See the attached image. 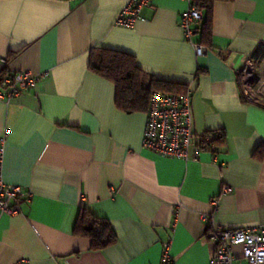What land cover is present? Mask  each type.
Segmentation results:
<instances>
[{
    "label": "crops",
    "instance_id": "crops-1",
    "mask_svg": "<svg viewBox=\"0 0 264 264\" xmlns=\"http://www.w3.org/2000/svg\"><path fill=\"white\" fill-rule=\"evenodd\" d=\"M128 2L0 0V70L40 75L0 101V175L31 192L18 213L0 209V264H161L168 241L174 264H210L211 225L264 224V105L243 97L239 78L253 59L264 97V0H215L204 55L181 26L186 0H154L131 27L116 23ZM99 48L192 88L194 131L222 134L214 150L193 146L186 160L146 148L147 112L120 110L115 84L89 69ZM82 207L118 242L93 250L76 235Z\"/></svg>",
    "mask_w": 264,
    "mask_h": 264
},
{
    "label": "built area",
    "instance_id": "built-area-1",
    "mask_svg": "<svg viewBox=\"0 0 264 264\" xmlns=\"http://www.w3.org/2000/svg\"><path fill=\"white\" fill-rule=\"evenodd\" d=\"M154 0H129L123 8L116 23L131 27L138 19L144 20L143 9L153 7ZM187 9L181 17V26L186 36L193 43L197 55L207 53V47L199 42H193L194 25L203 19L202 10L196 5L197 0H186ZM5 64L7 59H3ZM256 64L247 58L239 70L240 89L243 97L253 103L264 105V97H260L255 81ZM40 75L30 70L15 72L12 76H0V101H10L24 90L33 88ZM192 92L176 94L153 91L147 121L144 130L143 144L161 155L191 158V150L196 147V156L200 150L199 144L211 142V136L197 135L193 127ZM5 137L0 139L4 142ZM196 143V145H195ZM228 191V187H225ZM31 197V192L21 185L6 184L0 175V209L10 213H18L21 203ZM217 202V201H216ZM203 218H209L204 214ZM209 240L214 244L210 264H264V224L240 228H228L211 225L207 231ZM171 242L163 244L161 264H174L170 252ZM240 247L238 253L236 248Z\"/></svg>",
    "mask_w": 264,
    "mask_h": 264
},
{
    "label": "trees",
    "instance_id": "trees-1",
    "mask_svg": "<svg viewBox=\"0 0 264 264\" xmlns=\"http://www.w3.org/2000/svg\"><path fill=\"white\" fill-rule=\"evenodd\" d=\"M215 0H197L196 5L202 10L206 8L208 14L202 19L200 31V44L206 47L211 45L212 28L210 12ZM204 17V16H203ZM11 57V55H10ZM89 69L112 81L115 84L116 106L127 113L148 112L152 92L162 91L167 93L182 94L189 90L184 84L162 81L154 75L145 72L139 65L136 56L121 50L99 48L91 52ZM7 67L0 70V76H12ZM1 86H4L0 82ZM6 87V86H4ZM211 136L208 144H199L200 150H214L215 142L222 138V134L206 133ZM76 235L88 237L91 240L93 250H102L107 246L118 242L116 233L111 222L94 215L85 207H82L74 228Z\"/></svg>",
    "mask_w": 264,
    "mask_h": 264
}]
</instances>
